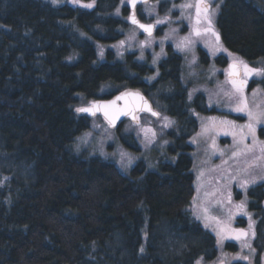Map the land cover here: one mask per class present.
<instances>
[{
  "label": "trees",
  "instance_id": "16d2710c",
  "mask_svg": "<svg viewBox=\"0 0 264 264\" xmlns=\"http://www.w3.org/2000/svg\"><path fill=\"white\" fill-rule=\"evenodd\" d=\"M120 2L96 0L81 9L0 0V264H195L217 257L215 235L189 209L194 148L188 142L198 129L191 105L201 113L216 110L199 94L188 105L182 57L169 45L151 83L144 78L154 70L134 53L122 63L108 51L97 62L92 40L115 42L129 26L127 5L114 15ZM216 19L228 51L250 62L264 58V11L257 5L224 0ZM217 62L226 64L222 56ZM106 84L119 88L99 95ZM127 89L161 102L178 121L169 133L176 160L158 171L139 162L125 175L108 160L69 149L89 127L76 112L80 98L108 99ZM249 195L262 235L264 182ZM225 247L236 250L234 243Z\"/></svg>",
  "mask_w": 264,
  "mask_h": 264
},
{
  "label": "rangeland",
  "instance_id": "374dc122",
  "mask_svg": "<svg viewBox=\"0 0 264 264\" xmlns=\"http://www.w3.org/2000/svg\"><path fill=\"white\" fill-rule=\"evenodd\" d=\"M52 6L70 5L90 9L96 0H42ZM264 11V0H249ZM224 0H150L138 7L146 22L156 25L159 33L141 35L136 27L121 29L123 36L109 43L92 40L97 62L107 60L113 52V62H124L128 53L151 67L154 72L144 80L153 82L159 65L171 46L182 57L181 82L187 90V103L196 96L205 98V106L213 113H201L194 107L189 113L198 122V129L188 142L192 152L194 196L189 207L193 218L216 237L217 257L212 261L198 260L195 264H264V230L258 233L259 218L250 210L249 189L264 182V58L250 62L228 51L219 40L217 19ZM128 0H121L114 15ZM202 49L209 60L203 62ZM219 56L226 60L222 65ZM237 63L241 77H228V66ZM257 81L250 88L251 82ZM116 85L106 84L102 95L115 91ZM77 107L92 100L80 98ZM156 115L141 113L136 120H125L118 129H110L100 116L89 119L88 129L69 145L76 155L95 156L117 165L125 175L139 162L147 171H158L162 163H173L169 152L177 131V119L167 115L156 99L152 103ZM240 117V118H239ZM126 143L131 146H127ZM264 207V201L262 203ZM245 224L239 225V219ZM230 242L236 250H228Z\"/></svg>",
  "mask_w": 264,
  "mask_h": 264
},
{
  "label": "water",
  "instance_id": "95a60500",
  "mask_svg": "<svg viewBox=\"0 0 264 264\" xmlns=\"http://www.w3.org/2000/svg\"><path fill=\"white\" fill-rule=\"evenodd\" d=\"M150 0H128L129 9L127 22L137 27L141 33L147 36L154 34V25L141 22L136 8L148 3ZM228 77L240 78L241 67L237 63L228 66ZM76 112L86 116L88 119L100 116L110 129H118L125 120H136L139 114L146 113L156 115L152 102L139 90H124L114 94L108 99H98L92 104L76 109Z\"/></svg>",
  "mask_w": 264,
  "mask_h": 264
},
{
  "label": "flooded vegetation",
  "instance_id": "af4514ba",
  "mask_svg": "<svg viewBox=\"0 0 264 264\" xmlns=\"http://www.w3.org/2000/svg\"><path fill=\"white\" fill-rule=\"evenodd\" d=\"M139 6H141V5H139ZM139 6H137V8H136V12H137V15H138V17H139V15L140 16H142L141 14H140V10H139V12H138V7ZM139 19L141 20V22H144V23H147V24H151L152 22H149V21H147L146 22V18L144 17V20H142L140 17H139ZM153 25H154V34H157V33H159V31L157 30V28H156V25L154 24V23H152ZM136 29L138 30V32L141 34V35H144L143 33H141L140 32V30L136 27ZM153 34V35H154ZM144 36H147V35H144ZM143 114V113H142ZM140 115V114H139ZM139 115H138V117H139Z\"/></svg>",
  "mask_w": 264,
  "mask_h": 264
},
{
  "label": "bare ground",
  "instance_id": "6f19581e",
  "mask_svg": "<svg viewBox=\"0 0 264 264\" xmlns=\"http://www.w3.org/2000/svg\"><path fill=\"white\" fill-rule=\"evenodd\" d=\"M96 100H98V99H96ZM94 101H95V100H92V102H91L90 104H92ZM90 104H89V105H90ZM86 106H87V105H86Z\"/></svg>",
  "mask_w": 264,
  "mask_h": 264
}]
</instances>
